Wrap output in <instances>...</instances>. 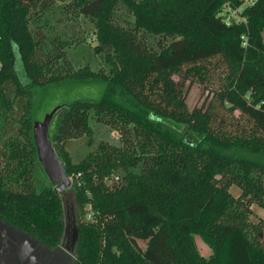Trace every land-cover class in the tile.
<instances>
[{
	"label": "trees",
	"instance_id": "trees-1",
	"mask_svg": "<svg viewBox=\"0 0 264 264\" xmlns=\"http://www.w3.org/2000/svg\"><path fill=\"white\" fill-rule=\"evenodd\" d=\"M56 1L0 0V218L52 247L61 242L64 202L39 162L32 90L73 78L100 82L97 100L62 104L50 127L74 178L78 213L93 206L92 223L78 226L76 264H264L262 227L249 222L251 205L264 207V0H64L61 15L96 21L95 50L106 54L109 74L74 72L61 52L43 59L48 37L40 28ZM119 4L135 16L136 30L113 21ZM229 6H240L241 18L227 21ZM147 34L159 37L156 47ZM213 60L229 69L226 81L206 106L190 110L171 75L203 80ZM217 104L239 110L252 135L215 127ZM91 110L122 131L123 146L102 141L74 162L66 141L92 133ZM168 121L188 134L157 126ZM121 166L129 170L126 183L110 191L102 179ZM196 234L212 248L209 257Z\"/></svg>",
	"mask_w": 264,
	"mask_h": 264
},
{
	"label": "rangeland",
	"instance_id": "rangeland-1",
	"mask_svg": "<svg viewBox=\"0 0 264 264\" xmlns=\"http://www.w3.org/2000/svg\"><path fill=\"white\" fill-rule=\"evenodd\" d=\"M64 0H57L56 6L52 10L44 13L43 20L49 19L48 23L41 26L42 35L48 38H43V48L41 53L43 59L47 56L54 58L58 52H61L65 57V65H68L74 72L80 68H87L90 71L110 73V65L106 60L105 55L98 53L95 50L97 45V23L95 20L85 17L83 15L73 17V14L60 13V6L63 5ZM139 1V0H137ZM141 1V0H140ZM247 2V1H246ZM240 6L233 8L232 6L225 7L223 15L227 21H233L240 17ZM113 21L125 29L136 30L135 27V16L125 5L119 4L116 7ZM31 27H35L32 23ZM140 34L141 31H136ZM147 40L155 47L158 44L159 37L147 34ZM41 36V32H40ZM264 39V30H263ZM49 51L50 55L46 53ZM111 52V50H110ZM108 54V52H106ZM216 62L213 60L212 63H206L203 68V75L205 78L201 80L198 76L188 75L187 77L183 74L174 73L171 75V79L174 81L176 86L183 92L187 107L193 110L195 107L206 106L213 97V93L216 89L223 86L226 81L229 69L222 65V67H215ZM61 66L64 65L60 61ZM74 81H65L57 84H50L45 87L35 86L33 88V101L34 108L32 115L35 121L43 120L46 114L52 111L58 105L67 104L79 99H94L97 100L104 91V84L100 82H80L76 81L77 78H73ZM115 93H119L118 88H111ZM217 111L214 116L213 124L217 128H221L226 132L240 133L244 136L252 135L253 124L248 121L246 117H241L239 110L231 112L220 104H217ZM60 110V109H59ZM58 110V111H59ZM241 117V118H240ZM53 121V120H52ZM90 124L92 126L91 134H84L83 136L75 139L66 141V148L74 162H79L85 158L89 152H91L100 142H109L114 145L123 146V135L120 129H116L111 124L101 121L95 115L94 110L90 112ZM133 122L128 125L132 127ZM161 129L175 136H186L188 130L184 124L168 121L167 124L157 125ZM169 131H167V130ZM261 134H255L259 137ZM262 155L260 158H263ZM137 172V167L131 169ZM128 168L121 166L116 169L110 175H107L102 179L103 183L108 187V190L114 191L119 186L126 183L128 176ZM46 181L51 183L47 177ZM45 179L38 176V182L45 184ZM37 182V183H38ZM231 192L235 196H240L242 191L238 185L234 184L230 188ZM64 202L65 209V221L68 224V234L65 238L66 241L72 242L74 229L79 226L80 222L92 223V212L93 206L89 202L86 204L85 211L81 214L78 213V206L76 202V196L73 186L68 187L61 193ZM249 222L258 224L262 227L263 235L261 241L264 244V207L258 202H254L251 205V212L249 216ZM248 234L251 238L256 241V233L254 230H248ZM195 243L199 249V252L209 257L212 253V248L208 245L201 234L195 235ZM143 243V242H141Z\"/></svg>",
	"mask_w": 264,
	"mask_h": 264
},
{
	"label": "water",
	"instance_id": "water-1",
	"mask_svg": "<svg viewBox=\"0 0 264 264\" xmlns=\"http://www.w3.org/2000/svg\"><path fill=\"white\" fill-rule=\"evenodd\" d=\"M63 105L52 109L43 120L35 121L34 140L39 162L58 193L72 186L74 180L68 176L66 167L50 138V127L54 116ZM68 231L66 224L65 232ZM35 237L0 218V264L15 263L19 258V242L34 241ZM10 252V253H8Z\"/></svg>",
	"mask_w": 264,
	"mask_h": 264
},
{
	"label": "flooded vegetation",
	"instance_id": "flooded-vegetation-1",
	"mask_svg": "<svg viewBox=\"0 0 264 264\" xmlns=\"http://www.w3.org/2000/svg\"><path fill=\"white\" fill-rule=\"evenodd\" d=\"M68 233L65 232L61 242L54 247L36 237L34 241L19 242V258L9 264H76L79 227L74 229L72 242L65 240Z\"/></svg>",
	"mask_w": 264,
	"mask_h": 264
},
{
	"label": "built area",
	"instance_id": "built-area-1",
	"mask_svg": "<svg viewBox=\"0 0 264 264\" xmlns=\"http://www.w3.org/2000/svg\"><path fill=\"white\" fill-rule=\"evenodd\" d=\"M250 3L253 1V0H248ZM70 177H72V176H70ZM73 178V177H72ZM73 180H74V178H73Z\"/></svg>",
	"mask_w": 264,
	"mask_h": 264
}]
</instances>
